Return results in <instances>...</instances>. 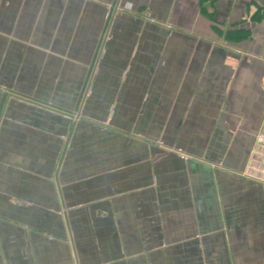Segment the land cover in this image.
Listing matches in <instances>:
<instances>
[{
    "label": "crops",
    "instance_id": "0c3cea01",
    "mask_svg": "<svg viewBox=\"0 0 264 264\" xmlns=\"http://www.w3.org/2000/svg\"><path fill=\"white\" fill-rule=\"evenodd\" d=\"M0 264H264V0H0Z\"/></svg>",
    "mask_w": 264,
    "mask_h": 264
}]
</instances>
